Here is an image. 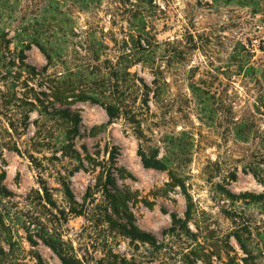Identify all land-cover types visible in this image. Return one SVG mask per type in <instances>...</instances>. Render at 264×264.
Wrapping results in <instances>:
<instances>
[{
	"label": "rangeland",
	"instance_id": "1",
	"mask_svg": "<svg viewBox=\"0 0 264 264\" xmlns=\"http://www.w3.org/2000/svg\"><path fill=\"white\" fill-rule=\"evenodd\" d=\"M260 1H0V264H264Z\"/></svg>",
	"mask_w": 264,
	"mask_h": 264
},
{
	"label": "trees",
	"instance_id": "2",
	"mask_svg": "<svg viewBox=\"0 0 264 264\" xmlns=\"http://www.w3.org/2000/svg\"><path fill=\"white\" fill-rule=\"evenodd\" d=\"M2 1V0H0ZM16 1L17 0H13ZM231 2L233 1H237V3H240L241 5H248V6H261V1L260 0H229ZM12 17V16H11ZM19 33L18 36H22L25 34V28L20 27L19 28ZM26 35V34H25ZM17 36V37H18ZM0 39H2L0 37ZM34 43L37 44V37H34V39H31ZM39 44V43H38ZM24 48H29V46H25V44L22 45ZM245 51V49H243ZM264 52V48L261 49ZM247 53V51H246ZM248 58H251V53L247 54ZM25 59V57L23 58ZM243 59H241L240 62H242ZM249 68L247 70L251 71L252 75H256L258 76V79H260V81H262V85H263V95L262 97H260L259 103L261 105V107L264 108V63L261 64L259 67H254L253 65H249ZM243 68V67H242ZM70 93H67L66 95L60 93V96H63L65 99H67L68 97H70ZM87 159L92 160L91 157H87ZM143 164L146 168H158L159 164L153 162L150 158L143 156ZM255 176L258 177V175L256 173H254ZM100 187L102 188V190H104L105 193H117L119 195H112V201H113V205L115 208L117 207H125L127 202H125L124 200H122L121 198H123V194L121 193H126L122 190H120L115 183V179L111 176L108 177L107 182L104 185H100ZM67 193H71L69 191V188L67 187ZM123 230V234L130 238L131 240L137 241V242H142V243H148L151 245H155L157 243V239L155 237H153L151 234L146 233L144 231H141L137 228H135L133 225H129V226H123L122 227ZM45 244L55 253V255L60 259L61 264H82V262L80 261V259H78L77 257H75L72 253V249L68 246L67 243H65L64 241H57L56 239H54L53 237H46L44 239Z\"/></svg>",
	"mask_w": 264,
	"mask_h": 264
}]
</instances>
